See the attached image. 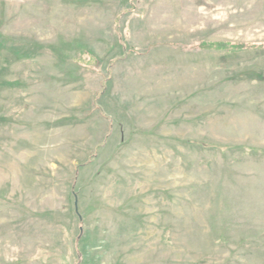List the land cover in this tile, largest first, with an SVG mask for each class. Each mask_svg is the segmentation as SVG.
Returning a JSON list of instances; mask_svg holds the SVG:
<instances>
[{
    "label": "rangeland",
    "instance_id": "rangeland-1",
    "mask_svg": "<svg viewBox=\"0 0 264 264\" xmlns=\"http://www.w3.org/2000/svg\"><path fill=\"white\" fill-rule=\"evenodd\" d=\"M204 41L264 0H0V264H264V49Z\"/></svg>",
    "mask_w": 264,
    "mask_h": 264
},
{
    "label": "trees",
    "instance_id": "trees-1",
    "mask_svg": "<svg viewBox=\"0 0 264 264\" xmlns=\"http://www.w3.org/2000/svg\"><path fill=\"white\" fill-rule=\"evenodd\" d=\"M200 48L215 51H239L244 49H264V42H231V41H204ZM252 151V150H250Z\"/></svg>",
    "mask_w": 264,
    "mask_h": 264
}]
</instances>
